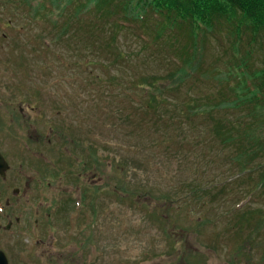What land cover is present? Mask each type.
<instances>
[{
	"label": "rangeland",
	"instance_id": "374dc122",
	"mask_svg": "<svg viewBox=\"0 0 264 264\" xmlns=\"http://www.w3.org/2000/svg\"><path fill=\"white\" fill-rule=\"evenodd\" d=\"M83 2L0 0L9 264H264V33Z\"/></svg>",
	"mask_w": 264,
	"mask_h": 264
},
{
	"label": "trees",
	"instance_id": "16d2710c",
	"mask_svg": "<svg viewBox=\"0 0 264 264\" xmlns=\"http://www.w3.org/2000/svg\"><path fill=\"white\" fill-rule=\"evenodd\" d=\"M96 1L98 0H84L83 5L85 7L96 6L98 7H95L96 10L104 12L108 11L114 2L116 7L114 11L117 8L123 9V12L120 10L123 13L121 17L123 19L120 18L118 23H123L122 20L127 21L133 17L138 19L148 10H154L164 17L161 21L164 23L163 28L160 24L162 30L169 28L171 31L177 27L183 31V28L188 27V23L191 30L190 38L200 34L204 39L215 23L227 24L232 30H238V26H241L250 32L252 38H255L259 32L264 33V0H99L98 5ZM238 33L240 34L241 31ZM192 58V55L189 56L187 61H192ZM183 66L186 67V65ZM181 70L188 73L185 69L181 68ZM242 81L246 95L250 96L256 104L255 109L260 107L258 114L264 115V76H243ZM232 103L238 104L239 108L246 106L238 97ZM208 106L213 108L215 105L209 101L205 107ZM216 106L221 105L218 103ZM188 113L189 108L185 107V114ZM218 124L220 125V122ZM245 124L244 122L241 125L244 127Z\"/></svg>",
	"mask_w": 264,
	"mask_h": 264
},
{
	"label": "water",
	"instance_id": "95a60500",
	"mask_svg": "<svg viewBox=\"0 0 264 264\" xmlns=\"http://www.w3.org/2000/svg\"><path fill=\"white\" fill-rule=\"evenodd\" d=\"M6 167V162L4 161V158L0 154V174L4 175V170ZM0 264H8V259L6 254L4 253L3 250L0 249Z\"/></svg>",
	"mask_w": 264,
	"mask_h": 264
},
{
	"label": "flooded vegetation",
	"instance_id": "af4514ba",
	"mask_svg": "<svg viewBox=\"0 0 264 264\" xmlns=\"http://www.w3.org/2000/svg\"><path fill=\"white\" fill-rule=\"evenodd\" d=\"M47 184H49L50 185V183L49 182H47ZM39 187H37V189H38ZM24 190H25V188H24ZM6 200H8V197L6 198ZM38 211H39V209H36V213H38ZM35 221H37V220H35ZM11 224L12 223V220H8L7 221V223H6V225H8V224ZM7 227V226H6ZM11 227V226H10ZM10 227H7V228H10Z\"/></svg>",
	"mask_w": 264,
	"mask_h": 264
}]
</instances>
